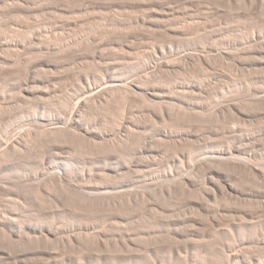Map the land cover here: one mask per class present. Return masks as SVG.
Returning <instances> with one entry per match:
<instances>
[{
  "label": "rangeland",
  "instance_id": "rangeland-1",
  "mask_svg": "<svg viewBox=\"0 0 264 264\" xmlns=\"http://www.w3.org/2000/svg\"><path fill=\"white\" fill-rule=\"evenodd\" d=\"M68 1L0 0V264H49L38 249L51 243L22 237L73 221L149 231L134 239L156 246L157 264H186L168 253L179 215L198 212L182 203L210 198L211 178L231 173L230 152L255 154L264 168V54L254 53L264 50V0H92L104 7L90 11ZM115 77L121 85L107 86ZM11 138L18 152L5 145ZM234 166L240 187L264 189ZM77 254L68 248L60 264ZM142 261L129 250L101 262Z\"/></svg>",
  "mask_w": 264,
  "mask_h": 264
},
{
  "label": "bare ground",
  "instance_id": "bare-ground-1",
  "mask_svg": "<svg viewBox=\"0 0 264 264\" xmlns=\"http://www.w3.org/2000/svg\"><path fill=\"white\" fill-rule=\"evenodd\" d=\"M69 1L71 2L80 1L86 11H90L96 8L99 9V7L101 8L104 7L103 6L104 2L101 3V1L96 2V4L92 0H69ZM117 1L118 0H115L114 2L107 4L110 7L116 6ZM180 1L182 2V0ZM206 1L210 3L211 0L210 1L206 0ZM255 2L252 3L253 4L252 7L258 5L256 4L257 2L256 3ZM203 3H202L203 6L201 5V3L199 5L202 6L204 9L205 7L207 8L208 4L205 6ZM213 3L211 5H213ZM189 8L191 9L190 6ZM261 8H263V6ZM217 10L219 11V9ZM204 11L202 9L200 12L202 13ZM257 11L259 10L257 9ZM168 12L167 14H169ZM171 13L173 12L171 11L170 14ZM206 13H202V14H206ZM206 15L209 16L208 14ZM97 16L98 17L101 16L102 19L104 18L105 20H107V18H105L107 16H104V14L103 15L97 14ZM197 17H201V16L199 15ZM205 18L207 19V17ZM156 20L157 19H155V21ZM185 34L186 32L182 30V28H179V41L181 40L180 39L181 36H185ZM217 47L219 48V46ZM217 47L214 48L213 46L214 49L211 50H215L218 53H226V54H230L232 51V48L230 51V49L229 50L225 49L227 47L223 49L221 48L220 50ZM257 50H255L254 53L264 54V50L262 49H260L259 51ZM106 83H108L107 86H114V87L121 85L119 83V79L116 77L109 79ZM34 88L35 87L33 86L32 89ZM28 91L30 94L34 93L33 90H28ZM153 94L156 96L161 95V93H158L157 91L156 93ZM80 104H84V103H80ZM41 120L42 122H47L49 119L46 117H41ZM127 121L126 120L123 121L122 125L128 127ZM75 123L79 124L80 126H84L79 119H76ZM85 131L88 130L86 129ZM5 145L10 148H13L15 152L21 150V143L18 138H11L7 140L5 142ZM215 154L216 155L212 156V158L214 157L215 159H221L227 153L223 149H221L218 150ZM254 155L255 154L250 153L249 156L246 155L242 156V154L240 155L239 152L237 153L230 152L229 159H231L233 162L232 163L233 166L230 169L231 173L227 175H223L219 173V175L223 177L222 182H220L218 179H215L213 177L211 178L210 181L211 185L209 187L210 198H208L207 200H195V201L188 200L182 203L183 205L181 208L192 207L195 208L198 212L197 215H184V216L179 215V231L177 230L175 232V234L179 237V242L171 243L168 246L170 262L181 261L186 264H223L221 253L223 251H228L229 252L228 255H230L231 258H233V262L232 263L229 262L228 264H264V231H262V229L264 228L262 229L258 228L259 226L263 225L262 220L264 218V189L254 187L255 186V185L253 186L254 183L252 184L251 187L245 184V187L242 188L236 183V180L234 179V176L236 175V168L234 165L235 163H239L241 168L239 174L244 173L249 177L250 176L254 177L255 178L254 181L257 183L260 181V179L264 181V168L262 167L261 163L257 159H255L256 157L254 158ZM241 197H243V199H241ZM120 204H127L130 206L132 205L131 202L128 203L122 202ZM150 206L152 207V210L154 212L163 215L164 212H160L155 206H158L163 210L168 209V207L165 204L150 203ZM3 219L0 218V225H3L5 223L6 218L4 220ZM113 219L116 221V223L119 224L124 223L123 221L119 220V219H124L120 215L114 216ZM12 223L14 224V231L17 232L15 235L22 237L23 236L22 230H20L19 227H18L19 230L17 229V225L14 220ZM62 225L64 226V224ZM60 226L61 225L59 226L51 225L50 227H35L34 236L24 235L22 237V241L32 242L34 241L33 237H35L36 242L51 243L50 247H46L43 250L40 248L38 249L39 254L43 258L47 259L49 261L48 262L49 264H60L61 258H63L66 255V251L68 248L72 250L75 249L78 250V254L76 256L72 255L74 258H77L78 262H73V264H93V262L95 261L101 262L102 259L107 260L115 256H122L123 254L128 253L129 250L130 252H134L135 256L143 258V261H148L142 264H150L149 261L154 262V264H157V261L155 262L153 260V258H155L156 255L158 256L160 254V251L158 252L156 246L150 245L151 241H146L145 244L140 245L137 242H135L134 239V237L136 238L146 237L144 239L148 240L147 235H151L149 231L148 232L138 231L136 233H132L127 229H123L122 232H117V231L108 232L102 229H97V226L95 224H91L89 222L84 224L83 222L76 223L74 221L70 223H66V227L65 226L60 227ZM62 227L64 228L63 230ZM149 238H153V236ZM54 242H61L62 245L58 243L54 244ZM237 242H241V245L245 247L244 250L245 252L243 255L241 254L242 253L241 250H235V244ZM251 245L259 246L263 250L262 256H256V254L254 253L252 254V252L249 251L250 249L248 250V248H250L249 246ZM251 255H255V256H251ZM4 256L6 257V255ZM161 261L164 262L163 260Z\"/></svg>",
  "mask_w": 264,
  "mask_h": 264
}]
</instances>
